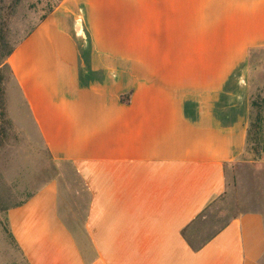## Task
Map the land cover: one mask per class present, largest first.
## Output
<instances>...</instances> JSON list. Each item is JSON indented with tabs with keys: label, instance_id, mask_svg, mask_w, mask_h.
Returning <instances> with one entry per match:
<instances>
[{
	"label": "crops",
	"instance_id": "1",
	"mask_svg": "<svg viewBox=\"0 0 264 264\" xmlns=\"http://www.w3.org/2000/svg\"><path fill=\"white\" fill-rule=\"evenodd\" d=\"M29 30L7 114L74 168L85 209L68 225L50 181L3 212L25 264H264V121L242 160L264 0H60Z\"/></svg>",
	"mask_w": 264,
	"mask_h": 264
},
{
	"label": "rangeland",
	"instance_id": "2",
	"mask_svg": "<svg viewBox=\"0 0 264 264\" xmlns=\"http://www.w3.org/2000/svg\"><path fill=\"white\" fill-rule=\"evenodd\" d=\"M2 15L7 18L10 39L16 42L38 21L48 5L54 0H0ZM50 2V3H49ZM250 78L264 70V48L251 52L249 62ZM9 81L7 91L14 92ZM264 92V83H257L252 94ZM4 151H0V203L12 204L24 200L45 183L57 181L60 192V214L70 226H76L83 219L85 209L84 186L74 168L67 163L53 161L34 128L30 125L10 130ZM250 161V160H247ZM264 184V179L259 180ZM224 211L233 212V200ZM78 241L84 245V234L78 229ZM0 264H25L19 256L7 229L5 215L0 212Z\"/></svg>",
	"mask_w": 264,
	"mask_h": 264
},
{
	"label": "trees",
	"instance_id": "3",
	"mask_svg": "<svg viewBox=\"0 0 264 264\" xmlns=\"http://www.w3.org/2000/svg\"><path fill=\"white\" fill-rule=\"evenodd\" d=\"M15 1L19 2L20 0ZM59 3L60 0H54L52 5L49 4L37 22H42L46 19ZM7 23V18L2 15V8L0 7V149L5 145L10 130L12 129V123L7 114L6 90L8 82L13 81V73L7 60L19 43V40L13 42L10 39V31ZM30 32L31 30H29L28 33ZM263 121L264 92H256L252 94L250 98V116L246 131V146L245 154L242 157L243 161H256L259 159L263 151ZM22 203L23 202L12 204L0 203V212H6L11 208L18 207Z\"/></svg>",
	"mask_w": 264,
	"mask_h": 264
}]
</instances>
